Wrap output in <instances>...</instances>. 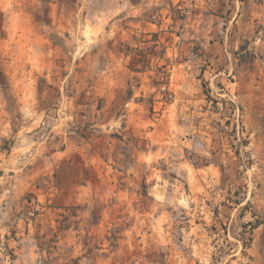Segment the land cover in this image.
Wrapping results in <instances>:
<instances>
[{
  "label": "rangeland",
  "instance_id": "obj_1",
  "mask_svg": "<svg viewBox=\"0 0 264 264\" xmlns=\"http://www.w3.org/2000/svg\"><path fill=\"white\" fill-rule=\"evenodd\" d=\"M0 264H264V0H0Z\"/></svg>",
  "mask_w": 264,
  "mask_h": 264
}]
</instances>
